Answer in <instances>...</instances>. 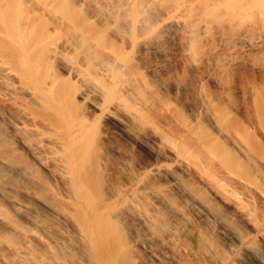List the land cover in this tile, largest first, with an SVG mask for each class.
Listing matches in <instances>:
<instances>
[{
  "label": "bare ground",
  "instance_id": "6f19581e",
  "mask_svg": "<svg viewBox=\"0 0 264 264\" xmlns=\"http://www.w3.org/2000/svg\"><path fill=\"white\" fill-rule=\"evenodd\" d=\"M32 238L264 264V0H0V264Z\"/></svg>",
  "mask_w": 264,
  "mask_h": 264
},
{
  "label": "rangeland",
  "instance_id": "374dc122",
  "mask_svg": "<svg viewBox=\"0 0 264 264\" xmlns=\"http://www.w3.org/2000/svg\"><path fill=\"white\" fill-rule=\"evenodd\" d=\"M11 237H14V241L15 240H22L23 239V235L22 233H18L17 231L12 232L11 231ZM29 242L31 244V246L34 248V251L38 254H41L44 258V262L45 264H57L56 260H55V254L52 252L49 253V251L45 250V248L41 245L40 242L36 241L35 239H29ZM48 262V263H46Z\"/></svg>",
  "mask_w": 264,
  "mask_h": 264
}]
</instances>
